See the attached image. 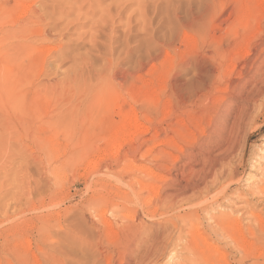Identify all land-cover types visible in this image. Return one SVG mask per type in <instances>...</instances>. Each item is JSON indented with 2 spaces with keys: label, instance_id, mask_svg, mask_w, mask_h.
I'll return each instance as SVG.
<instances>
[{
  "label": "rangeland",
  "instance_id": "obj_1",
  "mask_svg": "<svg viewBox=\"0 0 264 264\" xmlns=\"http://www.w3.org/2000/svg\"><path fill=\"white\" fill-rule=\"evenodd\" d=\"M72 1L70 0V3H62L61 0L32 1L39 13L53 6L61 7L64 11L59 16L58 13H54L52 18L44 15L43 22L49 26L48 31L54 37L52 41L44 44L46 48H54L52 56L44 54L48 56L45 71L50 69L49 77L47 76L46 79L57 84L52 110L57 112L64 102L67 104L71 101L70 106L75 108L76 112L70 120H75V122L74 124L64 123L67 127L60 124L55 125L53 129L55 148L53 153L45 158L43 154L41 155L43 151L39 150L38 142V147H34L28 145L27 141L24 142L25 147L0 156V264H107L101 251L111 248L113 253V249L122 243L124 221L121 219L116 221L111 212L103 214L104 218L113 223L110 229L112 233L105 227L103 228L102 223H97L98 218L102 217L99 215L101 214L99 208L106 206L100 196L110 198L112 191H117L118 193L124 192L131 198L133 195L124 184L127 182L122 181L128 180V177L156 187L154 188L155 194L142 192L140 197L144 199L149 197L152 200H150L152 206L149 207V205L148 209L153 210L154 208L160 215L155 212V219L152 222L144 220L141 240L134 245L135 248L133 246V249L129 250V254L126 253L123 261L118 260L114 252L115 262L113 264H120V262L121 264H134L146 251L150 254L149 261H152L158 249L160 250L161 247L163 249L168 244L169 235L174 233L171 219L180 224L179 219H175L179 215L177 208L187 207L188 204L209 198L213 193L212 190H208V193L195 194L187 201L188 204L186 202L181 206L173 207V210L167 208V212L165 211L166 206L163 203L165 198L169 195L174 196L175 192V196H179L180 193L182 195L187 177L201 176L200 167L197 168L200 175L198 172L195 173L196 175H186L187 171H180L182 163L187 161L189 152L194 153L196 159L205 158L203 153H200V146L202 148L207 146L205 148L211 152L213 149L211 153L213 156L220 151L219 158L225 154V159H219L217 164L220 176H225L229 170L236 168L239 173L243 171L240 175L242 179L251 180L248 184H260L264 180V50L260 51L262 47L264 48V36L254 37L255 41L250 40L251 46L249 47L253 48L261 44L258 48L261 52L258 62L262 61L254 64L250 70L248 69L251 67L249 63L254 58L253 56L256 53L260 54L257 52L258 49L256 52L253 51L249 57H240L235 60L237 61L236 64L234 63L237 66L235 74H230L226 70L228 61L223 66L221 65L220 69H214L219 61L217 55L214 57V51L217 49L227 51L237 43V38L235 39L232 31L228 32V30L233 28L235 18L239 17L238 0H115L114 5L111 6V13L108 12L106 5L109 0L100 4L81 3L80 1H73V3ZM78 5L82 6L81 9H77ZM251 6L256 9L257 13L254 20H251L250 32L256 29V23L260 19H263V22L260 20L261 25L259 23L258 25L261 26L260 30L263 28L261 31H264V3L252 2ZM19 14L20 10L18 8L13 10L10 0H0L1 21L16 19ZM198 20H203L204 23ZM67 23L68 27L64 26ZM52 24L57 25V27L54 26L56 29ZM60 28L61 33L58 32ZM107 51H110L108 55ZM106 56H112L113 69L120 72L128 69V75H131L130 81L118 91L120 100H116L117 92L107 91L97 95L95 92L87 91L85 85L76 87L72 84L74 81H80L79 77L74 78L81 67L83 71L85 69L97 71L103 68ZM132 66L135 69H131ZM199 67L204 74L206 73L204 71H208L211 67L215 71L221 70L225 80H215L220 84L213 94L207 92L208 90L212 92L214 87L205 89L209 81L205 82L201 88L203 91L200 89L199 99L195 96L183 99L184 94L172 96L171 86L174 83L181 82L185 84V87L196 83L194 72ZM250 76L252 78L249 79ZM42 77V81L45 82L46 79ZM235 83H239L242 86L241 90L247 93H253L258 85L262 84V87L257 95L254 94L253 98L249 99L248 104L245 103L244 121L232 135L228 134L227 130H223L222 125L228 118L229 103H235L238 95L239 85ZM204 92L208 95H202ZM59 99L66 101H59ZM72 108L70 109L74 111ZM118 108L121 109L118 110ZM130 108L135 110L139 124L146 126L148 130L136 136L132 142H124L123 139L120 140V144H117L119 141L114 142L113 147V143L109 142L108 138L112 136L114 128L120 123L121 116ZM156 108H158L157 113ZM171 113L176 117L174 118ZM145 114L147 116H144ZM179 119L180 121H177ZM230 120L229 117L228 121ZM180 124L182 128L187 127L190 132H193L187 134L188 136H181L177 131L174 132V129H179L177 125L180 127ZM164 139L166 143L169 140L168 143L158 145L159 140ZM172 140L185 155L173 146L170 142ZM224 141H227L229 145ZM225 144V147H228L222 149ZM114 149L119 150L116 158L109 156L108 159L105 158L106 160H99L103 153L105 155L107 153L110 155L111 152V155L114 154ZM161 150L171 153L172 156L176 155L178 159L176 162L164 159L165 163L167 162L165 164L161 159L163 156ZM197 152L199 154H196ZM154 158H157V161ZM129 160L138 167L146 166L149 169H156L155 172L167 179L151 180L139 172H126L124 166ZM94 162L97 163L95 168L93 167ZM176 163L181 164L178 165L180 169ZM160 164H162V170H160ZM249 176H253L252 179ZM119 180L122 182H118ZM243 187L244 183L234 182L228 194H232L233 189ZM167 191L170 194L163 195ZM92 197L99 199V201L97 199L92 201L93 203L97 201V204H92ZM161 198L163 201H160ZM228 201L231 199L228 198ZM158 202L159 207H157ZM131 204L130 208L134 209L135 205ZM109 205L108 203L107 207ZM262 206L254 208L255 213H260L263 217L264 206ZM109 210H112L111 206ZM219 211L228 212L233 217L238 215L232 205H220L213 210V213L218 215ZM123 213H125L124 210L121 211V215H124ZM165 213L176 214V217L172 215L173 218H171L170 214L167 217ZM63 218L64 221H62ZM58 219L62 228L64 227L63 230L58 229ZM241 222L244 223L243 218ZM242 225L245 227V224ZM262 234L264 235L263 232L256 233V237L263 241L259 242L256 238L251 239L246 233V238L252 241L253 248L263 251V254L259 256L260 262L264 260V244H261L264 243V236ZM110 235L113 236L110 237ZM178 247L176 256L170 259L169 264L181 261V258L186 255L182 245ZM225 250L233 255L235 262L243 258V261L238 260L234 264H249L256 256V253L252 251L236 252L230 247H225ZM146 264L149 263L146 261Z\"/></svg>",
  "mask_w": 264,
  "mask_h": 264
},
{
  "label": "bare ground",
  "instance_id": "obj_2",
  "mask_svg": "<svg viewBox=\"0 0 264 264\" xmlns=\"http://www.w3.org/2000/svg\"><path fill=\"white\" fill-rule=\"evenodd\" d=\"M32 1L33 0H10V2L12 3L13 10L18 8V10H20V14L17 15L18 18L13 19V20L4 21V22L0 20V156L4 155L6 153H9L11 151H17L20 148L25 147L26 145H24V142L27 141L28 145L34 146V147H38L37 146V142H38L39 143V147H38L39 150L41 149V151H43L41 153V155L43 154V156L45 158V156L51 155L54 151V148H55V142L56 141H55V134L53 132L55 125L60 124V125L67 127V125L64 123L68 124V123L72 122V124H74V122H75V120H70V118H72L76 112V109L72 108L70 106L71 101H68L67 104L64 102V104L59 108V110L57 112H54V109L52 110V103L55 99L57 84L50 81V79H46L47 76L49 77L50 69L45 71V68H47V67H45V63H47V61H48V56H45L46 55L45 53H47L49 56H52L53 55L52 49H54V48H52V47L46 48L44 44L46 42L52 41V39H54V37L48 31L49 26L46 23H44L43 21H44L45 17L52 18V15H54V13H56V14L58 13L57 14L58 16H59V14L62 15L63 10L61 9V7L53 6L51 9H49V10L46 9V10H44V12L39 13L38 8L36 9L34 7V4L32 3ZM61 1H62V3H70L69 2L70 0H61ZM73 1L74 2L80 1L81 3L85 2V3H90V4L91 3L100 4V3L105 2L107 0H73ZM114 2H115V0H109V2L106 4L108 12H110V13L112 12L111 6L114 5ZM238 2H239V8L238 9H240L239 13H238L239 17L235 18L236 21L234 22L233 28L231 30H228V32L232 31L235 39L237 38V43L235 45H233L232 48H229L227 51L218 50V49H217V51L216 50L214 51V57H216V55H217L219 58V61L217 63L218 67L216 66V67H214V69H220V66L221 65L223 66V64L226 63V61H228V63H226V70L230 74H232V73L235 74L234 71L237 69V66H235L234 63L237 62V61H235L237 58L246 57V56L249 57L253 51L256 52V50L261 46V44L259 43L258 45L253 46V48L249 47V46H251L250 40L251 39L254 40V39L258 38L256 36H260V38H261V36H264V31H261V30H263V28H261V30H260L261 24L259 23L260 20L263 22V19H260L258 21V23L260 25H258V23H256V29L252 30L250 32V30L252 29L251 28V25H252L251 20L255 17V15L257 13L256 9L253 6H251V4H252V2L253 3L263 2L264 3V0H238ZM208 6H209V4H208ZM78 7H77V9H81L82 6L78 5ZM113 10L118 11L116 9H113ZM44 15H45V17H44ZM201 21L204 23L203 20H201ZM201 21H199V22H201ZM66 22L67 21H65V23ZM68 23H70V21ZM68 23L64 26L68 27ZM199 25H200V23H199ZM52 26H53V24H52ZM54 26H53V28L57 27V25L55 27ZM237 26H240V27H237ZM67 27H63V28H67ZM239 28L241 30H239ZM61 31L62 30L60 28L58 30V32L61 33ZM240 31H242V32H240ZM241 34H243L242 37H240ZM254 37H256V38H254ZM238 40H239V42H238ZM258 42H259V40H258ZM262 50H264L263 47L260 49V51H262ZM260 51H259V49L257 51L258 53H260L259 55L257 53L255 55L253 54L254 56L252 55L254 58H252L251 63H249L251 66L248 68L249 70L254 66V64H256L258 62V58H259L258 56L261 57ZM109 52L110 51H107L106 54ZM211 59L214 60L212 57H211ZM260 61L258 63H260ZM104 62L105 63L103 65V68H100L97 71H91V70H87L85 68H84L85 71H83V69L81 67L80 71L78 72V74H76V76L74 78V79H76L79 77L80 81H74L72 84L76 85V87H80V86L85 85L84 87L87 88V91L90 90L92 92H95L97 95H99V93H101V92L114 91L115 93L117 92L116 100H118V99L120 100V97L118 95V91L121 90L122 88H124L126 83H128L130 81L129 78H131V75H128V72H129L128 69L123 71V72H120L117 69H113L112 64L114 63V61H112V56H106ZM246 64H247V62L245 63V66H244L245 68H246ZM131 69H135V67L132 66ZM195 69L196 68H194V70ZM214 69L211 67V68H209L208 71H204V72H206L204 74V73H202V71L200 70V67H199L194 72V78H196L195 79L196 83L185 87V84H183L181 82H176L171 86V95L176 97L175 95H177V94L178 95L184 94L185 97L183 99H189V98H192L194 96L197 99H199L200 98L199 92H201L200 89L204 86L205 82H207V81H209V85L205 89H210V88L212 89L214 87L212 92L209 90L207 92L209 94L210 93L213 94L218 89V84H220L218 82H215V80L217 81V80L224 79V74L222 72H220L221 70L215 71ZM42 76H44V79H46L45 82L42 81V78H43ZM188 78H190V77H188ZM250 78H252V77L250 76L249 79ZM82 79H83V82H82ZM240 81H242V79H240ZM263 82H264V80H263ZM216 83H217V86L215 87ZM235 84L239 85V83H235ZM231 85L233 86L232 83H231ZM241 87L242 86L239 85L238 86L239 89H237L238 91L235 90V91H237V94H238L236 96L235 103H232V102L229 103V107H228L229 109L227 110L228 115L227 114L226 115L228 118L230 117L231 120L228 121V118L226 119L227 121H225V122H223L221 120L223 122L222 128H223V130H227L228 134H232L233 132H235L238 129V127L243 123L244 113H245L244 110H245V106H246L245 103L248 104L247 102L249 101V99L251 100V98H253L254 94H256V95L258 94L260 88L262 87V84L260 86L258 85L257 88L255 87L256 89L253 93L252 92L247 93L246 91L244 92L243 90H241ZM251 89L253 90V88H251ZM205 93L206 92H204V94H202V95L207 96L208 94H205ZM235 95H236V93H235ZM61 98H62V96H61ZM60 100L66 101L65 99H59V101ZM154 102H155V100H154ZM154 102H150V103L153 104ZM152 106H154V105H152ZM70 108H72L74 111H72ZM77 108H78V105H77ZM120 109L118 108V110H120ZM156 109H157V111H155V112L157 113L158 108H156ZM234 109H236V110H234ZM78 112H79V108H78ZM175 112H177V111H175ZM178 112H180V110ZM171 115H172V113H171ZM144 116H147V115L145 114ZM121 117H122V119H121L120 123L117 124V126L114 128V132H113L112 136H109L110 138H108L109 142L113 143V147H114V142L119 141V143H117V144H120L121 139H123L124 142L125 141L132 142L136 136L143 134V133H145V131L148 130L146 126H144V125L141 126L139 124V122L137 121V114H136L135 110H133L131 108L126 113L124 112V114ZM165 117H166V115H165ZM165 117H163V119H165ZM148 118H145V119L148 120ZM177 118H178V116H177ZM177 121H180V119ZM177 127L179 129L178 130L174 129L175 131L174 130L173 131L174 132L177 131V133L180 134L181 136H185V135L191 134V132H193V131L190 132L187 129V127L182 128V125L180 126L181 129L178 125H177ZM131 128H133V130ZM162 128L163 127H161V129ZM131 130H132V132H131ZM170 130H172L171 127H170ZM218 132L220 133V131H218ZM154 133H155V131H154ZM225 133H227V132L225 131ZM157 134H155V135L157 136ZM232 135H230V136H232ZM227 136L228 135H226V139H228ZM219 137H222V136H219ZM165 139L162 141L159 140L158 145H161V144L164 145V143L167 144L169 140L166 143ZM223 139L225 140V138H223ZM170 140H171V138H170ZM216 140H218V138ZM229 140H231V138ZM124 142H123V144H124ZM170 142L173 144L174 147H176L177 150H179V152L183 153L182 151H180L181 148L173 140ZM218 142H219V140H218ZM227 144H228V142H227ZM169 145H171V144H169ZM111 146H112V144H111ZM220 146H221V143H220ZM225 146H226V144L224 145V147H222V149L228 147V146L227 147H225ZM34 147H32V148H34ZM154 147H156V146H154ZM205 147H207V146H205ZM205 147H203V148L201 146L199 147V148H201L200 153H203V156H205V158L201 157L199 159H196L194 153L187 151V152H189V154H187L188 157L186 158L187 161H184V163H182V165L179 163L182 166L180 171L181 172L187 171L186 175H192L195 173L197 174V172L199 174L200 171L197 168L200 167L202 169L201 176L200 177H187V179L185 180V183L183 185V189H182L183 194L181 195V193H180L181 196L180 195L175 196L176 192H175L174 196L169 195L167 198H165V196H163V198H165V202H163V203L165 204L164 206H166V208L164 206H162V208H165V211L167 212V210H166L167 208L168 209L172 208V210H173V207L181 206V205H183V203L186 204V202L190 198H192L191 196H193L195 194L208 193V190H212L213 193L209 196V198L206 197L205 199H202L198 202L192 203L191 205H189L188 204L189 202H187V204L189 206L187 205V207L184 206V207H178L177 210L175 209L179 213V215H177V218H175V219H179L180 224H178L176 220L173 221L174 219L173 220L171 219V221L173 223L174 233L171 236L169 235V239L166 238V239H168V244L163 249H162V247L160 250L158 249L157 253L154 252L156 254H155V257L153 258L152 261H149L150 260V257H149L150 254H148L149 252L146 251L143 255H141L138 258V260L134 264H146V261L149 264H169L170 259L172 257L176 256V251H177L176 249L179 248L178 247L179 245H182V249L184 250L186 255H184L181 258V261L176 262L175 264H234V263L238 262V260H240V262L243 261V258H240L235 262L236 259L235 260L233 259V255L231 253H228L225 250V247H227V248L230 247L232 250H234L236 252L242 251V252L246 253V252L252 251L253 253H256V256L253 255L254 258L249 264H264V260L261 262L259 260V256H261L263 254V251L259 250L258 248H253L252 241H249L246 238V236L248 235L251 237V239L253 237V238H256L257 241L263 242L261 238L256 237V233L257 232L258 233H260V232L264 233V218H263L264 216L262 217V215H260V213L259 214L255 213L254 207L259 206V205L264 206V180H262L260 184H248L249 182H251V180L247 181L246 179H242V177L240 175L242 174L243 171L241 173H239L236 168H232L231 170H229V172L225 176H220V174L218 172L219 169H217V166H218L217 164H218L219 159L220 160L225 159V157H226V156H224L225 154L223 156L221 155V157L219 158L218 154L220 151H217L218 153L216 152L217 153L216 156H213L211 154L213 152V149H211L212 150V152H211L209 150L207 151L208 148L206 149ZM216 147H218L217 144H216ZM115 148H117V147H115ZM214 149H215V147H214ZM118 151L119 150H115L114 154H112V155H111L112 152L111 153L109 152L110 155L108 153L106 155H105V153H103V155L100 156L99 160L101 161V160H104L105 158L108 159L109 156L110 157L112 156V158H116L117 153H119ZM162 151L163 150H161V152ZM164 151L162 153L163 156L161 157V159H163V161H164V159H169V160L171 159L172 161L176 162V160L178 159V157L176 155L172 156L171 153L164 152ZM198 152L196 154H199ZM220 154H221V152H220ZM184 155H183V158L185 157ZM181 156H182V154H181ZM2 158H4V157H2ZM179 158H181L180 155H179ZM161 159H160V161H162ZM155 160L157 161V158ZM156 161H155V165H156ZM172 161H170V162H172ZM97 162H99V161H97ZM160 163H162V162H160ZM164 163H165V161H164ZM96 164L97 163L94 162V164H93L94 168H95ZM165 164H163V165H165ZM171 164H173V163H171ZM176 164H177L176 166L179 165L178 163H176ZM161 165L162 164L159 165L160 170H162ZM167 165L169 166L170 164H167ZM167 165H165V166H167ZM152 167H154V165ZM124 168L126 169L125 170L126 172H130V173H135V172L138 173L139 172V173L143 174L145 176V178H148L151 180L160 181V180L167 179L165 176L160 175V173L158 174L157 172H155L156 169L155 170L149 169L146 166H141V167L139 166L138 167V166H136V164H133L130 160H129V162H127L125 164ZM178 168H179V166H178ZM175 169H177V168L175 167ZM168 170H167V172H168ZM249 177H250V179H252L251 177H253V176H249ZM123 178L124 177H122V179ZM175 178H177V177H175ZM243 178H244V176H243ZM122 181L127 182V183H124V182L123 183L127 185L130 193H132L131 195H133V196H131V198H130L128 196V194H126L124 192L118 193L117 191H114V192L112 191V193H111V191L108 190L109 193H111L112 195L110 196V198L109 197L107 198L105 196L104 197L100 196V199H102V202L106 203V206L99 208V210L101 209L99 211L101 214H99V215H102V217L100 216L98 218L100 221L97 220L98 221L97 223H102L103 228L105 227L109 231H110V229H112L111 227H112L113 223H112V221H109L108 219L104 218L103 214H105L107 212H111V214L115 217V218L114 217L113 218L116 221L117 220L119 221V219H121V221H124V223H123L124 224L123 225L124 233L122 232L123 233L122 234L123 235L122 243H120L116 247V249H113L114 252L116 253V255L118 256V260H121V261L125 260L124 257L126 256V253L129 254V250L131 248L133 249V246L136 243H138L139 240H141L143 232H144V226H143L144 224L142 225L144 220H149L152 222V220L155 219V212H156V210H154V208H153V210L148 209V206L151 204V202H150L151 199H149V197H147L148 199H144L143 197H140L141 196L140 193H142V192H145L146 194L147 193L155 194L156 190H154V188L156 189V187H153L150 184H145L144 182L142 183V181L135 179V178H132V177H128V180H122ZM122 181L119 180L118 182L121 183ZM234 182H236L238 184L240 182L242 184L244 183V187L233 189L232 194L229 195L228 192L231 191L229 189L231 188V185ZM136 187H138L139 189L136 190L135 189ZM168 192L169 191H167L163 195L170 194ZM106 196H109V195H106ZM28 198H25V199H28ZM92 198L93 199L91 200V202L93 200L97 199L94 197H92ZM228 198L231 199L233 204L231 201H228ZM254 198H256V199H254ZM97 200L99 201V199H97ZM160 201H163V199L161 198ZM96 202H94V203L97 204ZM159 202H158L157 207L160 206ZM80 203H82V202H80ZM94 203L92 202V204H94ZM108 203L110 205L107 207ZM131 203L136 206V207L134 206V209L130 208ZM155 205H156V203H155ZM220 205H232L233 210L237 211L238 215L233 217L232 215H229L228 212L223 213L224 211L223 212L219 211L218 215H215L213 213V210L216 207H220ZM110 206H111L112 210H109ZM119 206H120V208H119ZM151 206L152 205H150L149 207H151ZM92 208H94V207H92ZM122 210L125 211V213H123L124 215H121ZM181 210H182V212H180ZM157 212H156V214H157ZM165 214L168 217V214H170V213H168V214L165 213ZM165 214H163V215H165ZM157 215H160V214H157ZM172 215L174 217L176 214L172 213V214H170L169 217H171ZM96 217H98V216H96ZM173 217H171V218H173ZM241 218L244 219V223L241 222ZM62 221H64V218L62 219ZM137 222H139L140 224H138ZM57 223H58V229L63 230L64 227L62 228L61 222L59 219H58ZM242 224H245V227H243ZM99 230H101V229L99 228ZM120 232H121V230H120ZM64 233H66V232H64ZM77 233H79V231ZM114 233L116 234L117 231ZM246 233H247V235H246ZM112 236L110 235V237H112ZM58 237H60V236H58ZM119 237L120 236H118V238ZM115 238H117V237H115ZM162 239H164V238H162ZM221 241H222V244H221ZM91 242H92V240H91ZM95 244H97V243H95ZM261 244H264V243H261ZM113 246H115V245H113ZM134 248H135V246H134ZM110 249L111 248H106L103 251H101V255L104 256V258H106L105 261L107 262V264H113L115 262L114 261V254H113L114 252L112 253V251ZM242 257H245V256H242ZM116 262H117V260H116ZM127 263H128V261H127ZM120 264H121V262H120Z\"/></svg>",
  "mask_w": 264,
  "mask_h": 264
}]
</instances>
